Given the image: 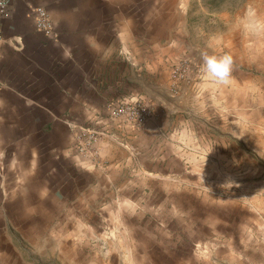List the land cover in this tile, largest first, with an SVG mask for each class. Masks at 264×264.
<instances>
[{
	"label": "rangeland",
	"instance_id": "1",
	"mask_svg": "<svg viewBox=\"0 0 264 264\" xmlns=\"http://www.w3.org/2000/svg\"><path fill=\"white\" fill-rule=\"evenodd\" d=\"M171 20L139 78L151 139L114 138L124 171L0 156V264H264V0H173ZM201 52L232 56L227 85L198 87ZM109 118L77 155L146 125Z\"/></svg>",
	"mask_w": 264,
	"mask_h": 264
},
{
	"label": "crops",
	"instance_id": "2",
	"mask_svg": "<svg viewBox=\"0 0 264 264\" xmlns=\"http://www.w3.org/2000/svg\"><path fill=\"white\" fill-rule=\"evenodd\" d=\"M10 2L0 44V156L51 153L74 167L124 171L134 162L115 139L131 137L138 151L151 139V121L142 131L128 130L131 136L104 135L99 162L77 155L76 136L92 123L115 131L108 126L110 103L145 98L141 72L151 76V57H172L173 0ZM38 7L51 17L52 35L37 28ZM45 139L51 141L47 148Z\"/></svg>",
	"mask_w": 264,
	"mask_h": 264
},
{
	"label": "built area",
	"instance_id": "3",
	"mask_svg": "<svg viewBox=\"0 0 264 264\" xmlns=\"http://www.w3.org/2000/svg\"><path fill=\"white\" fill-rule=\"evenodd\" d=\"M10 6V0H0V44L3 41L4 22L10 16ZM35 13L37 28L47 35H52L54 30L48 12L42 8H38ZM108 110L116 120L138 126L145 125L152 116L151 105L142 100L133 101L122 99L113 101L110 103ZM72 127L76 128L79 126L72 125ZM102 136L103 133L91 124L81 127L76 136L78 149L83 152L96 154V145Z\"/></svg>",
	"mask_w": 264,
	"mask_h": 264
},
{
	"label": "clouds",
	"instance_id": "4",
	"mask_svg": "<svg viewBox=\"0 0 264 264\" xmlns=\"http://www.w3.org/2000/svg\"><path fill=\"white\" fill-rule=\"evenodd\" d=\"M201 81L199 88L204 89L209 83L227 85L230 82L233 72V58L229 54L222 56L210 55L201 52Z\"/></svg>",
	"mask_w": 264,
	"mask_h": 264
}]
</instances>
